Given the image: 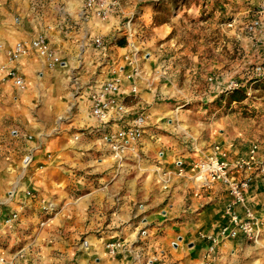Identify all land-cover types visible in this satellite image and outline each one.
<instances>
[{
  "label": "crops",
  "instance_id": "0c3cea01",
  "mask_svg": "<svg viewBox=\"0 0 264 264\" xmlns=\"http://www.w3.org/2000/svg\"><path fill=\"white\" fill-rule=\"evenodd\" d=\"M114 9L120 10L118 1L109 18L100 20L82 14L81 0H0V66L14 68L25 83L23 90L0 83V251L7 260L22 251L14 264H144L150 258L156 259L152 264H264V145L217 137L202 149L205 142L192 136L194 148H180L176 128L163 124L170 114L180 119V109L158 105L141 68L136 96L126 97L131 82L124 79L125 96L117 99L128 112L123 122L145 113L144 134L135 153L127 152L122 162L113 159L102 138L119 123L114 116L99 123L89 94L113 69L129 71L119 59L127 47L109 44L110 52L104 42L100 48L91 43L119 30ZM38 35L60 65L48 68L33 51L7 61L15 43ZM213 82L221 91L223 83ZM253 143V170L231 178H251L245 204L263 222L255 244L242 235L218 236L228 223L225 185L207 188L189 172L184 178L174 174L179 164L187 169L215 145L231 161L246 159ZM12 213L16 222L3 228ZM237 213L242 217L243 208ZM210 236L217 238L212 251ZM112 243L119 246L111 254Z\"/></svg>",
  "mask_w": 264,
  "mask_h": 264
},
{
  "label": "rangeland",
  "instance_id": "374dc122",
  "mask_svg": "<svg viewBox=\"0 0 264 264\" xmlns=\"http://www.w3.org/2000/svg\"><path fill=\"white\" fill-rule=\"evenodd\" d=\"M111 1L119 4V30L100 39L107 49L133 44L158 105L180 109V119L174 113L163 120L176 128L180 148H194L192 136L207 143L202 149L217 137L264 145V77L255 71L264 66V50L244 31L264 0ZM215 79L223 83L221 91L213 89ZM231 81L244 93L240 103L231 100Z\"/></svg>",
  "mask_w": 264,
  "mask_h": 264
},
{
  "label": "built area",
  "instance_id": "2783aa9c",
  "mask_svg": "<svg viewBox=\"0 0 264 264\" xmlns=\"http://www.w3.org/2000/svg\"><path fill=\"white\" fill-rule=\"evenodd\" d=\"M82 14H92L94 17L105 20L115 7L116 2L107 0H81ZM231 27V25H229ZM244 31L252 40L262 45L264 50V9H261L257 16L253 17L245 26ZM131 36V34H129ZM96 47H103V41L100 38L94 40ZM29 51L46 61L48 68H53L61 64L60 58L49 45L42 35H38L29 42H17L6 51L7 61L15 63L22 57H25ZM137 51L132 43L127 44V53L123 56L124 64L129 68L125 75H121L123 68L113 69L112 77L98 84L90 94L91 114L101 124L109 122L114 116L118 127L113 133L103 134L105 141L110 148L113 159L116 162H122L127 152L135 153L138 149L139 141L144 134L147 122L144 112H139L130 120L123 122V116L127 114L124 100H118L117 97L125 96L124 79L130 83L126 97L136 96L137 87L135 81L141 76V70L138 65ZM255 71L264 77V66L256 67ZM0 83H10L12 86L23 90L25 83L23 77L14 69L6 66H0ZM241 88L239 83L229 82L227 90L234 91ZM258 146L253 143L248 151L246 159L231 161L228 155L219 146L212 147L210 155L196 156L187 166V169L179 164L174 174L178 178H184L186 173L194 175L201 183L209 188L216 183L225 185L228 188V194L231 200L226 204L225 211L228 216V223L223 225L218 236L222 239L234 238L242 235L247 241L256 243L260 238L263 222L251 213L247 208L243 192L249 188L251 178L243 177L239 180L231 178L233 174H243L251 172L254 168L255 155ZM260 171H264V163L259 166ZM29 195V194H28ZM238 207L243 208V216L237 213ZM44 212L49 211L44 206ZM18 218L17 213L7 215L2 222L5 229H10ZM211 242L209 250L212 251L217 243L216 237H209ZM119 246L118 243L108 245L109 252L112 254ZM10 260L5 258L4 251H0V264H14V260L22 258V251H17ZM155 258H150L144 264H152Z\"/></svg>",
  "mask_w": 264,
  "mask_h": 264
},
{
  "label": "trees",
  "instance_id": "16d2710c",
  "mask_svg": "<svg viewBox=\"0 0 264 264\" xmlns=\"http://www.w3.org/2000/svg\"><path fill=\"white\" fill-rule=\"evenodd\" d=\"M120 46L123 47V43H119ZM231 100L232 102L240 103L244 99V93L241 91V89H237L235 92L231 93Z\"/></svg>",
  "mask_w": 264,
  "mask_h": 264
}]
</instances>
